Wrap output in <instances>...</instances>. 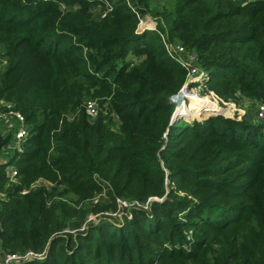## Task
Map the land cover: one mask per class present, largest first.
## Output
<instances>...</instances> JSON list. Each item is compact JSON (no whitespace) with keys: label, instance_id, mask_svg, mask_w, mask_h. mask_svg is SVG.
Wrapping results in <instances>:
<instances>
[{"label":"trees","instance_id":"obj_1","mask_svg":"<svg viewBox=\"0 0 264 264\" xmlns=\"http://www.w3.org/2000/svg\"><path fill=\"white\" fill-rule=\"evenodd\" d=\"M176 45L206 93L264 103V0H0V110L27 126L0 161V257L264 264V121L179 119Z\"/></svg>","mask_w":264,"mask_h":264},{"label":"rangeland","instance_id":"obj_2","mask_svg":"<svg viewBox=\"0 0 264 264\" xmlns=\"http://www.w3.org/2000/svg\"><path fill=\"white\" fill-rule=\"evenodd\" d=\"M96 16L102 15L104 13V9L98 5L96 8H94ZM149 22V23H148ZM148 22H144V26H154V22L149 21ZM180 57H182V59L187 58L185 56V54L180 55ZM182 64H190V65H195V61L191 60V58L188 59V61H183ZM199 74V73H197ZM196 74V75H197ZM205 77V76H204ZM202 77L201 80L204 78ZM203 82V81H202ZM204 87L203 85H201V83H196V85L193 86L192 90L190 89L189 94L192 95V97H188L186 101H183L181 99V97H179L178 99H176L177 103L179 102L180 104V109L184 110V112H187L190 115H187L185 113H183V111L178 112L177 115H179V119L183 120H200V121H204L206 120L209 116H212L214 114L216 115H222L225 118H229V119H235V120H239L242 121L244 118L249 120V121H254L255 123L262 122L264 121V114L263 116H259V112L261 111V106L264 105V103L258 101V100H252L249 98H242V101L239 104L236 103H227V102H220L219 100L216 99V97L211 94V93H206L204 91ZM208 102L207 105L204 104V102H206L205 100ZM93 100V99H91ZM94 102L96 103V106L98 107L97 101L94 100ZM208 104H213V113H208L209 110H205L203 111V109H207L209 108ZM202 109V110H201ZM264 113V110H263ZM178 120V119H177ZM17 124L16 121L13 118H9V119H5V120H0V134L2 136H8L11 134H14L15 132V128H16ZM11 147H7L6 149H4L1 153H0V161H8L12 154H13V147H12V141L10 143ZM12 166V164L10 165ZM48 184L47 181H41L39 183H36L35 185H41V184ZM95 218L93 215L90 216V219ZM29 264V262H28Z\"/></svg>","mask_w":264,"mask_h":264},{"label":"built area","instance_id":"obj_3","mask_svg":"<svg viewBox=\"0 0 264 264\" xmlns=\"http://www.w3.org/2000/svg\"><path fill=\"white\" fill-rule=\"evenodd\" d=\"M104 14L105 13H103L102 15H104ZM144 22H148L147 18L146 19H142L140 21V29H145V28L152 29V28L155 27V23H153L154 26L145 27L143 25ZM168 50L171 51V52H174V54L177 55L178 58H176V60L181 65L190 66L191 67V72L189 74V79H188L186 85L181 90V92L177 96L174 97L175 101L179 97H181V99L183 101H186V100H188L187 98L190 97V94H189L190 89L192 90L193 86L196 85V83H198V82L202 83V81H204V79L208 78V75L206 74V71L201 73L202 70L198 71L197 68L194 67L193 65H190V64H187V65L185 64L184 65V64H182V62L184 60L188 61L189 58H191V60L195 61L194 55L186 54L185 49H184L183 46H181V45H176L174 47H169L168 46ZM170 54L173 55V53H170ZM183 54H185V56L187 58L182 59V57H180V55H183ZM197 73H199V74H197ZM202 77H204V78L201 80ZM216 99L219 100L217 97H216ZM176 103H177V101H176ZM179 109H180V104L178 102L176 110L179 111ZM263 110H264V105L261 106V111L259 112V116H263V114H264ZM86 112H87V114L89 116L96 117V115L98 114V107L96 106V103L94 102V100H88L86 102ZM9 118H13L16 121V124H17L15 132H14L13 140H12V147H13L14 150L17 149L18 151H22L20 142L27 135V126L25 124L24 117L19 112L14 111L10 104H6V109L0 110V120H5V119H9ZM10 147H11V145H10ZM17 174L18 173H17L16 169L14 167H12L11 168V181H16ZM34 255L35 254H33V253H27L25 255H22V254H19V253L7 252V253H4L0 257V264H28V259L30 257L34 256Z\"/></svg>","mask_w":264,"mask_h":264},{"label":"bare ground","instance_id":"obj_4","mask_svg":"<svg viewBox=\"0 0 264 264\" xmlns=\"http://www.w3.org/2000/svg\"><path fill=\"white\" fill-rule=\"evenodd\" d=\"M190 97H192V95H190ZM204 100H205V99H204ZM205 101H206V100H205ZM206 103H208V102L206 101ZM204 104H205V103H204ZM214 109H215V108H214ZM214 109H213V110H214ZM180 110H181V109H180ZM180 110H179V111H180ZM213 110H211V111L209 110L208 113L212 112ZM179 111H178V112H179ZM181 111H183V113H185V114H187V115H190V114H188L187 112H184L183 109H182ZM177 114H178V113H177Z\"/></svg>","mask_w":264,"mask_h":264},{"label":"water","instance_id":"obj_5","mask_svg":"<svg viewBox=\"0 0 264 264\" xmlns=\"http://www.w3.org/2000/svg\"><path fill=\"white\" fill-rule=\"evenodd\" d=\"M204 72L203 70L201 71V73ZM176 113H178V111L176 110Z\"/></svg>","mask_w":264,"mask_h":264}]
</instances>
